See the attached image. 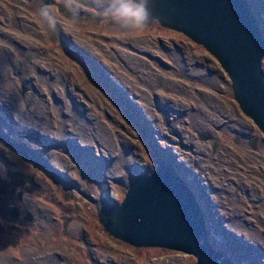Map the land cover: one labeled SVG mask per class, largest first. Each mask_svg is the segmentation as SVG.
Masks as SVG:
<instances>
[{
  "label": "rangeland",
  "instance_id": "1",
  "mask_svg": "<svg viewBox=\"0 0 264 264\" xmlns=\"http://www.w3.org/2000/svg\"><path fill=\"white\" fill-rule=\"evenodd\" d=\"M249 1L264 31V0ZM78 2L74 15L65 0H0V264H197L178 249L130 244L98 218L96 205L120 202L167 156L197 179L214 248L264 264L263 244L244 233L264 231V132L228 73L182 31L157 21L123 29L93 0ZM45 6L64 24L49 27ZM22 174L36 187L4 184ZM235 201L240 223L224 209ZM15 207L33 220L15 219Z\"/></svg>",
  "mask_w": 264,
  "mask_h": 264
},
{
  "label": "water",
  "instance_id": "2",
  "mask_svg": "<svg viewBox=\"0 0 264 264\" xmlns=\"http://www.w3.org/2000/svg\"><path fill=\"white\" fill-rule=\"evenodd\" d=\"M151 11L161 25L182 31L218 59L242 111L264 132V31L250 1L152 0ZM173 158L161 157L153 170L138 173L120 202L96 205L100 222L135 246L178 249L197 264H236L211 244L197 191Z\"/></svg>",
  "mask_w": 264,
  "mask_h": 264
},
{
  "label": "clouds",
  "instance_id": "3",
  "mask_svg": "<svg viewBox=\"0 0 264 264\" xmlns=\"http://www.w3.org/2000/svg\"><path fill=\"white\" fill-rule=\"evenodd\" d=\"M93 2L105 13L110 14L123 29H140L158 19L151 11L152 0H93ZM65 3L74 15L78 14V0H65ZM40 15L49 27L56 28L58 21L51 8L43 7Z\"/></svg>",
  "mask_w": 264,
  "mask_h": 264
},
{
  "label": "bare ground",
  "instance_id": "4",
  "mask_svg": "<svg viewBox=\"0 0 264 264\" xmlns=\"http://www.w3.org/2000/svg\"><path fill=\"white\" fill-rule=\"evenodd\" d=\"M58 21V23H57V25H59V24H61L62 25V23L64 24V22L62 21H60V20H57ZM69 29V28H68ZM69 31V30H68ZM53 61V60H52ZM57 62V61H56ZM56 65V64H55ZM147 68V67H146ZM147 70V72H145V74H147V76L149 77V80L151 81V82H154L155 81V78H156V76H154L155 75V73H154V70L151 68V70H149V69H146ZM1 71H2V68H1ZM174 80V79H173ZM173 80H167L166 82H165V87L166 88H169V89H173V88H175V85L177 84V82L176 81H173ZM5 81H7V82H9V77L8 78H5L4 79V82ZM6 84V83H5ZM4 87V86H3ZM161 99L162 100H166V99H168L166 96H161ZM14 103V102H13ZM15 104H17L16 102H15ZM17 107V106H16ZM2 110V112H4V109L2 108L1 109ZM110 111H112V112H114V114H115V116L116 115H119V114H117L113 109H111L110 108ZM6 114H8V112H5ZM83 116V115H82ZM80 117V116H79ZM85 117V116H84ZM117 117V116H116ZM81 118V117H80ZM94 119V118H93ZM84 120V119H83ZM87 120V119H86ZM81 121V120H80ZM79 121V122H80ZM85 121V120H84ZM90 121V120H89ZM23 122V121H22ZM72 130V129H71ZM200 135H201V137H203L204 135H206V134H204V133H201L200 132ZM14 136V135H13ZM207 137V136H206ZM204 138V137H203ZM107 141V140H106ZM113 142V141H112ZM34 145V144H33ZM109 147H111L110 145H109ZM50 152V151H49ZM48 152V153H49ZM53 152V151H52ZM54 153V152H53ZM49 154H52V153H49ZM52 155H56V153L55 154H52ZM63 156V155H62ZM166 156V155H165ZM165 158V157H164ZM166 158H173V157H171V156H167ZM173 159H175V160H178V158H173ZM54 160V159H53ZM58 162H59V160H58ZM67 166V165H66ZM178 170L180 171V173L187 179V180H189L190 181V183H192L193 182V180H195V182H196V185H197V187H196V189H199L198 188V183H197V179L194 177V174H192L191 172H189L187 169H184L183 167H185V166H183L182 164H181V162H179L178 163ZM61 167H63V165L61 166ZM68 167H69V165H68ZM256 168V167H255ZM62 169H65V168H62ZM215 172H218L217 170H215ZM225 175V174H224ZM196 176V175H195ZM193 179V180H192ZM208 180V179H207ZM207 183H208V181H207ZM215 183H216V180H215ZM219 183V182H218ZM253 181L251 182V183H249L250 185L252 184L253 185ZM217 184V183H216ZM193 187V186H192ZM222 187V186H221ZM258 187L259 186H257V187H255V186H252V188H254V189H258ZM225 188V187H224ZM251 188V189H252ZM195 189V188H194ZM195 189V190H196ZM250 189V190H251ZM247 190H248V188H247ZM254 192V191H253ZM257 192H258V190H257ZM255 193H253V195H254ZM220 197H221V195H220ZM218 197H216V199H217ZM222 198H223V203L224 204H226L225 203V201H226V197H225V195H223L222 196ZM219 199V198H218ZM236 202V201H235ZM33 205V207L35 206V207H37V208H40V206L37 204V206H36V204L34 205V204H32ZM214 205V204H213ZM223 205V204H222ZM215 206V205H214ZM227 206V205H226ZM221 208V207H220ZM36 209V208H35ZM224 209H226V215L228 216H230V220H232V221H234V223H240V222H242V215H245V210H244V208L243 207H241V205H239L237 202L236 203H234L233 202V205H231V207H225V205H224ZM217 211V210H216ZM209 212H210V210H209ZM210 215V214H209ZM238 215V216H237ZM211 216H213V215H211ZM228 216V217H229ZM242 216V217H241ZM212 219V218H211ZM215 221V220H214ZM227 225V224H226ZM233 225V224H232ZM75 229L77 228L78 230H80L81 229V225L80 224H74V226H73ZM213 229V228H212ZM244 230V229H243ZM77 233H78V231H77ZM238 233V232H237ZM244 233H245V236H248V237H251V235H252V237H256L255 239L258 241V243L260 244V245H264V231H262L260 228H253V229H249L248 227H247V229L246 230H244ZM216 234V233H215ZM242 234V233H241ZM213 235V234H212ZM250 235V236H249ZM244 237V236H243ZM216 240V239H215ZM212 243V242H211ZM263 245H262V250H261V248H260V251H262L263 253H264V249H263Z\"/></svg>",
  "mask_w": 264,
  "mask_h": 264
},
{
  "label": "flooded vegetation",
  "instance_id": "5",
  "mask_svg": "<svg viewBox=\"0 0 264 264\" xmlns=\"http://www.w3.org/2000/svg\"><path fill=\"white\" fill-rule=\"evenodd\" d=\"M200 135V134H199ZM201 136V135H200ZM203 138V137H202ZM15 175V174H14ZM33 176H29V177H26L25 178V174H22V176L20 178H18L19 180L18 181H14L13 179L9 180V181H4V184L7 186L10 184V186H18L20 184H22L24 188H26L27 190H29V187L26 186V184L29 182V180L32 182L31 184H33L34 186L32 187H36V184L34 181H32L33 179L31 178ZM31 184H28V185H31ZM24 193V191L22 192ZM25 212L24 209H21V208H18V207H15L13 208V210L10 212L12 213V216L15 218V219H18V220H21L24 224L28 221V220H33V217L30 213H23Z\"/></svg>",
  "mask_w": 264,
  "mask_h": 264
}]
</instances>
